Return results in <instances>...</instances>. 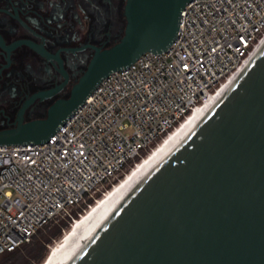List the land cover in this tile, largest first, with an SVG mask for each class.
Instances as JSON below:
<instances>
[{"label":"water","instance_id":"95a60500","mask_svg":"<svg viewBox=\"0 0 264 264\" xmlns=\"http://www.w3.org/2000/svg\"><path fill=\"white\" fill-rule=\"evenodd\" d=\"M191 1L127 0L122 39L97 49L45 119L0 131V145L49 141L112 72L166 51ZM63 264H264V48L177 151Z\"/></svg>","mask_w":264,"mask_h":264},{"label":"built area","instance_id":"2783aa9c","mask_svg":"<svg viewBox=\"0 0 264 264\" xmlns=\"http://www.w3.org/2000/svg\"><path fill=\"white\" fill-rule=\"evenodd\" d=\"M263 39L264 0H193L166 51L112 72L49 141L0 145V256L82 203L90 209L89 199L216 96Z\"/></svg>","mask_w":264,"mask_h":264},{"label":"flooded vegetation","instance_id":"af4514ba","mask_svg":"<svg viewBox=\"0 0 264 264\" xmlns=\"http://www.w3.org/2000/svg\"><path fill=\"white\" fill-rule=\"evenodd\" d=\"M126 3L0 0V131L43 120L70 96L97 49L124 36Z\"/></svg>","mask_w":264,"mask_h":264},{"label":"bare ground","instance_id":"6f19581e","mask_svg":"<svg viewBox=\"0 0 264 264\" xmlns=\"http://www.w3.org/2000/svg\"><path fill=\"white\" fill-rule=\"evenodd\" d=\"M263 48L264 39L257 46L255 52L246 64L228 80L216 96L182 121L174 131L170 132L118 184L111 188L102 198L97 200L79 219L75 220L69 231L51 248L43 264H63L99 228L124 197L177 151L224 99Z\"/></svg>","mask_w":264,"mask_h":264},{"label":"trees","instance_id":"16d2710c","mask_svg":"<svg viewBox=\"0 0 264 264\" xmlns=\"http://www.w3.org/2000/svg\"><path fill=\"white\" fill-rule=\"evenodd\" d=\"M100 195V194H99ZM89 203H93L94 201L92 199L88 200ZM82 211V208H80ZM74 218L79 219L78 213L74 212ZM71 222L70 217L63 219L60 224L56 226L55 232L53 233L52 237L47 240L42 245L39 242V236L43 233L44 230H42L45 227H48L51 223L41 228L32 238L30 243L24 244L20 247H18L13 252H7L0 256V264H10L12 260H15L17 258H20V256L23 255L24 258L27 259V262L25 264H43L44 261L47 259V244L51 243L53 239L60 238L63 235V231L66 227H69V224Z\"/></svg>","mask_w":264,"mask_h":264},{"label":"rangeland","instance_id":"374dc122","mask_svg":"<svg viewBox=\"0 0 264 264\" xmlns=\"http://www.w3.org/2000/svg\"><path fill=\"white\" fill-rule=\"evenodd\" d=\"M130 172V170H128L126 173H124L121 178H120V181L125 177V174H128ZM119 181H116L115 185L118 184ZM112 188L111 185L108 186V189L110 190ZM103 196L100 194L98 195V200L100 198H102ZM89 203V201H88ZM95 203L93 202L92 206L94 205ZM82 208V211L81 209ZM84 209L89 210V208L87 207V204L86 203H82L79 207H76L73 209V213H72V216L70 217L71 219V222L69 224V227H66L63 231V235L60 237V238H55L53 239V241L51 243H48L47 244V256L49 255L50 251H51V248L53 246H55L57 244V242H59L61 240V238L64 236V234L69 231V229L71 228V226L73 225V223L75 222V220H77L76 218H74V212L78 213L79 214H84L85 212L83 211ZM80 218V216H79ZM64 218L63 217H59L58 219H56L54 222H52L48 227H45L43 228L42 230L43 233L39 236V242L40 244L42 245L43 243H45L47 240H49L53 233L55 232V229H56V226L58 224L61 223V221L63 220ZM24 254H22V256H20V258H17L15 260H12L11 262H9L10 264H25L27 262V259L23 257ZM1 259V258H0Z\"/></svg>","mask_w":264,"mask_h":264}]
</instances>
